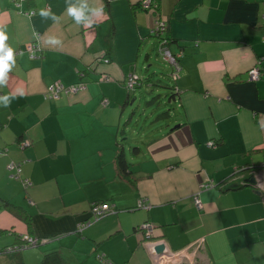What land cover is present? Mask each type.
Returning <instances> with one entry per match:
<instances>
[{
  "label": "crops",
  "instance_id": "0c3cea01",
  "mask_svg": "<svg viewBox=\"0 0 264 264\" xmlns=\"http://www.w3.org/2000/svg\"><path fill=\"white\" fill-rule=\"evenodd\" d=\"M135 1L112 0L106 11L102 0H0L15 59L0 84L10 100L0 102V248L39 241L22 251L23 264L53 252L65 264H264V198L231 188L264 168V0H157L181 69L170 110L148 126L150 104L140 113L143 101L125 82L159 75L158 39L149 35L152 14L133 11ZM71 5L103 14L77 25ZM44 8L59 19L42 18ZM49 37L61 44L46 45ZM55 81L85 89L46 99ZM101 203L109 213L95 219ZM154 243L164 255L150 253Z\"/></svg>",
  "mask_w": 264,
  "mask_h": 264
},
{
  "label": "trees",
  "instance_id": "16d2710c",
  "mask_svg": "<svg viewBox=\"0 0 264 264\" xmlns=\"http://www.w3.org/2000/svg\"><path fill=\"white\" fill-rule=\"evenodd\" d=\"M11 1L15 5L14 1L13 0H11ZM22 1L23 0H21L19 2V6H20V3ZM111 1L112 0H102L103 7H104V9L106 11H108V8H109V5H110ZM141 1L142 0H136L133 3V5H132V10L135 11V12L136 11H140V12H145V13H151L152 16H153L152 26L154 25L155 18H157L158 20H161L163 22L164 31L162 33H154L153 35H150V36L156 37L158 39V43H157V51H158V53L161 54V53H163V50L166 49L172 54V52L170 50V46L172 45V40L167 35V24H166L165 20H162L161 17L159 16V3L157 2V0H150L149 8H143V6L141 5ZM151 27H150V29H151ZM150 29H149V31H150ZM172 55L174 56V58H176V61H177L178 65H179V67L181 69V64H180V59H179L180 57L175 56V54H172ZM164 61L167 62L165 59H164ZM169 67H170V72H169L168 77L173 82V80H175L177 77L175 79H173L171 77L172 68H171L170 64H169ZM179 71H178V73H179ZM178 73H177V76H178ZM150 75L146 76L144 79L138 78L136 75H134V76L137 77V83H138V85L136 86L135 90H137V89H139V88H141V87H143L145 85V86L149 87L148 90H153L154 91L153 94H156V96L152 97L151 99H154V100L158 99L159 101H161L162 100V94H163V99L167 100L166 104L168 105L170 103V101H173V99L176 96V93L174 91L175 88L173 87V85H166V84L163 85V84H161V81L158 80L159 78L153 79L158 74L152 73ZM149 83H151V84H149ZM163 87H169L168 88L169 92H167V91L163 92L162 91L163 93L162 92L161 93H157L158 89H163ZM135 90H134V92H135ZM127 92L129 93V95H131L133 93V92L131 93L128 90H127ZM46 99H49V98H46ZM50 100H56V99H50ZM128 100L129 99L127 97V102H128ZM167 113H168V109L165 110V111H162V113L160 114L159 117H162V116H164V114H167ZM139 149H140L139 147L134 146L132 148V150H131V154L136 155L139 152ZM115 165H116V168H117V171H118L119 175H121L122 178L126 179L128 174L130 173V170H129L130 164L127 162V159L125 158V155H124L123 151L120 150V149H118L117 152H116ZM19 166L20 165H18V167ZM248 177H249V175H248ZM13 178L19 179V177H16V176L13 177ZM241 186H243V187L244 186H250L252 188L251 184H249V182L246 179H243V180L239 181L238 184H235L231 188H239ZM101 204L108 206V204H106V203L105 204L101 203ZM94 205H97V204H94ZM15 213L20 215L17 210H16ZM28 224H30V223L28 222ZM1 234H3L2 230H0V235ZM31 240H32V242L35 241V243L32 244L28 240L23 239V240H21V242L19 244L17 243V244H13V245H10V246H7V247L0 248V264H23L22 255H21L22 251L26 250V249H28L30 247H34V246L36 247V246H38L40 244L39 241H37V240H33V239H31ZM2 260H4L3 263L1 262ZM37 264H65V262L60 257L59 253L53 252V253H48V254L43 255V257L41 258V260Z\"/></svg>",
  "mask_w": 264,
  "mask_h": 264
},
{
  "label": "built area",
  "instance_id": "2783aa9c",
  "mask_svg": "<svg viewBox=\"0 0 264 264\" xmlns=\"http://www.w3.org/2000/svg\"><path fill=\"white\" fill-rule=\"evenodd\" d=\"M13 1L15 3V6L18 7L19 2L21 0H13ZM149 3H150V0H142L141 1V5L143 6V8H149ZM163 31H164L163 22L161 20H158L157 18H155L154 25L151 27V29L149 31V35H153L154 33H162ZM27 51L30 54L31 58L34 59V58L38 57L37 46H35L33 44L28 45ZM162 55H163V58L170 64V66L172 68L171 77L173 79H175L177 77L178 71L180 70V67L176 61V58H174V56L166 49L163 50ZM259 76H260V73H259V70L257 68H253V69L248 71V79L251 82H256L257 80H259ZM137 85H138L137 77L134 76L133 74L128 75L126 82H125L126 89L130 92H134ZM84 89H85V85L83 83H79V84L71 85V86H64L59 81H56L47 87L45 97L49 98V99H57V98H59L60 94H66V95L67 94H74V93H77L79 91H83ZM212 145H213L212 142L208 143V146H212ZM12 168H13V166H10L9 169H12ZM16 168H17L16 169V171H17L16 177H19L20 169H19V167H16ZM248 173H249V177H252L254 180V184H253L254 188L257 189L264 198V168H261L260 170H250V171H248ZM138 206L139 207L142 206L140 202H139ZM91 212H92V215L94 216L95 219H99V218H102L107 213H109V208L107 205L97 204V205H94L92 207ZM140 230H142V232L144 233L146 238H148L150 235H152V228H151V226H149L147 224L143 225L140 228ZM25 239H27V238H25ZM28 241L31 242L32 244L35 243L34 241L32 242L31 239H28ZM164 254L158 255V257H160ZM168 264H180V263L173 262V261L169 260Z\"/></svg>",
  "mask_w": 264,
  "mask_h": 264
},
{
  "label": "clouds",
  "instance_id": "9594fccd",
  "mask_svg": "<svg viewBox=\"0 0 264 264\" xmlns=\"http://www.w3.org/2000/svg\"><path fill=\"white\" fill-rule=\"evenodd\" d=\"M89 14H86L84 7H77L71 5L67 8V15L72 17L77 25H84L85 27H91L98 18L103 14V7H94L88 10ZM39 15L42 18H51L53 21H57L59 18L51 12L50 8L41 9ZM8 36L4 26L0 25V84L5 83L6 74L11 70L12 66L15 64L14 59V50L12 47L6 45ZM46 45L58 46L61 44V41L56 37H49L44 40ZM21 95L23 92L18 90ZM0 102H3L5 106H8L10 103L9 96L0 97ZM264 127V124H262ZM262 196V195H261ZM152 237V235H151ZM148 243V242H147Z\"/></svg>",
  "mask_w": 264,
  "mask_h": 264
},
{
  "label": "rangeland",
  "instance_id": "374dc122",
  "mask_svg": "<svg viewBox=\"0 0 264 264\" xmlns=\"http://www.w3.org/2000/svg\"><path fill=\"white\" fill-rule=\"evenodd\" d=\"M153 56L155 57V60H156L155 61V68L154 69H156V72L160 74V75L155 76L153 79L159 78L158 80L161 81V84H163V85H165V84L166 85H172L173 82L168 77L169 72H170V67H169V64L164 61V58L162 56V53L160 54V53L157 52V49H154ZM168 88L169 87H163V89H158L157 93H161L162 91L163 92L164 91L169 92L168 91L169 90ZM134 94H135V96H136L137 99L141 98V100L143 101L142 106L140 107V110H141L140 113L142 112L143 108H145L147 106L146 101L151 106V108H149V110L152 111L151 114H150V116H152V117L147 122L146 126L150 125L151 124L150 122L156 120L160 116V114L162 113V111H164V110H162L163 108H166V110L168 108L167 107V104H166V101L167 100L166 99L165 100L163 99V94H162V100L161 101H159L158 99H156V100L151 99L152 97H155L156 94L153 95V96H147V95H145V92H142L141 91V89L135 90V92L132 93V96ZM147 107H149V105ZM128 114H129V111L127 110L126 115L128 116ZM147 117H148V113H147ZM141 120H143V118ZM141 120H140L139 125H138L139 128L142 126L141 125V123H142ZM132 126H133V124H132ZM134 139L135 138H133L131 136H127V144L130 145L131 150H132V148L134 146L139 147V145L137 143H133L134 142ZM1 238H4V236H2ZM30 248H33V249L25 250L23 252V254H30L31 252H35L36 250L39 249V248H34V247H30Z\"/></svg>",
  "mask_w": 264,
  "mask_h": 264
},
{
  "label": "water",
  "instance_id": "95a60500",
  "mask_svg": "<svg viewBox=\"0 0 264 264\" xmlns=\"http://www.w3.org/2000/svg\"><path fill=\"white\" fill-rule=\"evenodd\" d=\"M149 84H151V83H149ZM153 92H154L153 90H147L146 91V95L147 96H153V95H155V94H153ZM247 181L249 182V184H251L252 188L254 189V194H256L257 196H261V193L257 189H255L254 186H253V184H254L253 178L252 177H249L247 179ZM147 239L148 240L149 239L152 240V237H149ZM147 248L149 249L150 253L157 254V255L164 254V251H165L164 244H162V243H158V244L154 243L152 245L147 246Z\"/></svg>",
  "mask_w": 264,
  "mask_h": 264
},
{
  "label": "bare ground",
  "instance_id": "6f19581e",
  "mask_svg": "<svg viewBox=\"0 0 264 264\" xmlns=\"http://www.w3.org/2000/svg\"><path fill=\"white\" fill-rule=\"evenodd\" d=\"M150 236H151V235H150ZM150 236H149V237H150ZM149 237H148V238H149ZM34 242H35V241H34Z\"/></svg>",
  "mask_w": 264,
  "mask_h": 264
}]
</instances>
